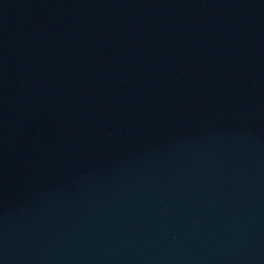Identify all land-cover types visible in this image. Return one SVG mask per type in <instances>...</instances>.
Returning a JSON list of instances; mask_svg holds the SVG:
<instances>
[{"label":"water","instance_id":"obj_1","mask_svg":"<svg viewBox=\"0 0 264 264\" xmlns=\"http://www.w3.org/2000/svg\"><path fill=\"white\" fill-rule=\"evenodd\" d=\"M0 264H90L0 181Z\"/></svg>","mask_w":264,"mask_h":264}]
</instances>
